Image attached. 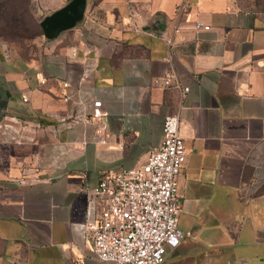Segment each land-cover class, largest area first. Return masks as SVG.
Wrapping results in <instances>:
<instances>
[{
    "label": "crops",
    "instance_id": "1",
    "mask_svg": "<svg viewBox=\"0 0 264 264\" xmlns=\"http://www.w3.org/2000/svg\"><path fill=\"white\" fill-rule=\"evenodd\" d=\"M28 1L41 18L68 0ZM181 1L87 0L80 23L25 52L8 43L5 58L0 39V264H114L78 226L87 192L142 165L175 113L182 238L162 264H264V11L186 0L180 13ZM96 99L102 122L71 121Z\"/></svg>",
    "mask_w": 264,
    "mask_h": 264
},
{
    "label": "built area",
    "instance_id": "2",
    "mask_svg": "<svg viewBox=\"0 0 264 264\" xmlns=\"http://www.w3.org/2000/svg\"><path fill=\"white\" fill-rule=\"evenodd\" d=\"M186 4V0L181 1L180 13L186 11ZM195 28L207 30L210 25L196 21ZM177 29L175 26L174 30ZM2 49L4 57L8 58V43L2 42ZM76 55L74 48L72 56ZM93 70V64L83 58L81 78H89ZM163 82L168 84L169 78H164ZM60 85L66 90L69 82L61 80ZM187 91L188 86L182 85V96ZM68 99L69 95L64 91L62 100ZM87 114L88 117L86 112L76 113L71 116V121L102 122L105 112L99 99L91 102ZM179 121L178 113L166 115L161 141L142 165L105 173L87 192V217L78 226L91 238L97 258L114 264H162L167 247L180 243L177 179L186 160V147L180 135ZM103 128L102 124L96 131L102 132ZM22 130H18L15 139L19 142L28 139Z\"/></svg>",
    "mask_w": 264,
    "mask_h": 264
},
{
    "label": "water",
    "instance_id": "3",
    "mask_svg": "<svg viewBox=\"0 0 264 264\" xmlns=\"http://www.w3.org/2000/svg\"><path fill=\"white\" fill-rule=\"evenodd\" d=\"M87 0H68L59 8L44 14L38 21L42 36L53 39L83 20Z\"/></svg>",
    "mask_w": 264,
    "mask_h": 264
},
{
    "label": "trees",
    "instance_id": "4",
    "mask_svg": "<svg viewBox=\"0 0 264 264\" xmlns=\"http://www.w3.org/2000/svg\"><path fill=\"white\" fill-rule=\"evenodd\" d=\"M257 5L261 10H263L260 7L259 0H256ZM0 9H2L1 13H7L6 19H8L7 23H10V20L12 21V25H8V28H11L9 32V35L11 36H18L19 38H34L36 35L42 34V32L39 33H28L27 32V26L25 27L22 23L23 21L20 20L18 13L22 14L23 16L27 15L28 17H31L33 20L38 19L39 17H34L31 14L30 8H29V1L28 0H0ZM6 9L7 11L5 12ZM11 11V13L9 12ZM264 11V10H263ZM11 14V15H10ZM18 15V16H16ZM3 18V16L1 15ZM21 22V24H19ZM40 28V27H39ZM41 31V29H40Z\"/></svg>",
    "mask_w": 264,
    "mask_h": 264
},
{
    "label": "rangeland",
    "instance_id": "5",
    "mask_svg": "<svg viewBox=\"0 0 264 264\" xmlns=\"http://www.w3.org/2000/svg\"><path fill=\"white\" fill-rule=\"evenodd\" d=\"M260 7L264 10V0H259ZM5 12L7 11L4 9ZM2 9H0V39L5 40L7 43L11 44L14 48L18 49L21 52H25L28 49H30L31 46V39L33 38H22L18 36H11L9 35V32L11 28H8V25H12V21L10 20V23H7L9 20L6 19L7 13H1ZM11 13V11H9ZM3 16V18L1 17ZM11 15V14H10ZM19 17L21 18L20 20L23 21V25L26 27L27 26V32L28 33H39L40 28L38 21L40 18L33 20L31 17H28L27 15L23 16L22 14L18 13ZM16 15V16H18ZM8 20V21H7ZM21 24V22H19ZM36 36H42V34L36 35ZM35 37V36H34Z\"/></svg>",
    "mask_w": 264,
    "mask_h": 264
}]
</instances>
